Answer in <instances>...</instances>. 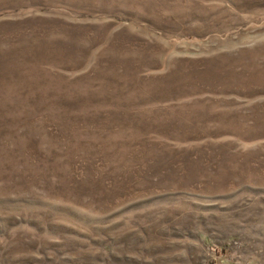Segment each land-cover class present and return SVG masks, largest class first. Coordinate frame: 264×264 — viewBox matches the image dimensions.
<instances>
[{
    "label": "rangeland",
    "instance_id": "374dc122",
    "mask_svg": "<svg viewBox=\"0 0 264 264\" xmlns=\"http://www.w3.org/2000/svg\"><path fill=\"white\" fill-rule=\"evenodd\" d=\"M0 264H264V0H0Z\"/></svg>",
    "mask_w": 264,
    "mask_h": 264
}]
</instances>
